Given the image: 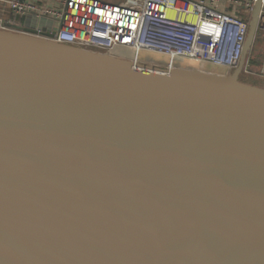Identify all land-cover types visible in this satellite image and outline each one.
<instances>
[{"label": "water", "instance_id": "obj_1", "mask_svg": "<svg viewBox=\"0 0 264 264\" xmlns=\"http://www.w3.org/2000/svg\"><path fill=\"white\" fill-rule=\"evenodd\" d=\"M259 14L229 76L0 30V264H264Z\"/></svg>", "mask_w": 264, "mask_h": 264}, {"label": "built area", "instance_id": "obj_2", "mask_svg": "<svg viewBox=\"0 0 264 264\" xmlns=\"http://www.w3.org/2000/svg\"><path fill=\"white\" fill-rule=\"evenodd\" d=\"M258 7L256 36H261L264 0H0V30L14 32L16 19L35 17L53 26L28 35L56 44L108 55L124 47L137 56L148 51L233 72L241 67L248 40L250 20L245 17L252 18ZM5 13L10 21L3 20ZM254 43L246 73L251 72ZM261 73L264 77V67Z\"/></svg>", "mask_w": 264, "mask_h": 264}, {"label": "rangeland", "instance_id": "obj_3", "mask_svg": "<svg viewBox=\"0 0 264 264\" xmlns=\"http://www.w3.org/2000/svg\"><path fill=\"white\" fill-rule=\"evenodd\" d=\"M2 18L4 21H10L11 16L9 14L5 13V16H2ZM249 20H250V24H251L253 21V17L251 18L249 16H246L245 21H249ZM254 41H255L254 50H253V54L250 57L252 59L251 68H250L251 72L250 73L245 72L246 63H247L249 56H250V54L248 53V55L246 56V59H245V63L239 71L240 73H239L238 78L257 82V83H263L264 77H262L261 71L264 67V34L261 36H259V35L256 36V39ZM111 54L114 56H118V57H122L124 59L130 60V59L134 58L135 53L133 50H131L129 48L117 47L113 50V52ZM140 60L142 62H149L150 61V62H153L155 64H166V63H168L169 58L167 56L161 55L159 53L142 51L140 53ZM176 63H184L185 65H188V66H194L200 70L208 71V73H211V74H219V75L229 76V75H234L236 73V71L230 72L224 67L214 66V65L209 64V63H199V62H195V61H190V60L184 59V58H177Z\"/></svg>", "mask_w": 264, "mask_h": 264}, {"label": "bare ground", "instance_id": "obj_4", "mask_svg": "<svg viewBox=\"0 0 264 264\" xmlns=\"http://www.w3.org/2000/svg\"><path fill=\"white\" fill-rule=\"evenodd\" d=\"M111 56L115 57V58H119V59H122V60H127V59H124L122 57H118V56H114L111 54ZM128 61H131V62H134V63H139L141 62L140 60V56H137L136 54H134V58L133 59H128ZM149 65L151 66H155V65H159L161 66L162 68H165L167 67L168 69H171V70H179V71H201V72H206L208 73V71H203V70H200L194 66H188V65H185L184 63H176V60L174 61H171L169 59L168 63L166 64H155L153 62H147ZM225 71V70H224ZM215 73V72H214ZM208 74H211V73H208ZM215 75H219V74H215ZM220 76H225V75H220Z\"/></svg>", "mask_w": 264, "mask_h": 264}, {"label": "crops", "instance_id": "obj_5", "mask_svg": "<svg viewBox=\"0 0 264 264\" xmlns=\"http://www.w3.org/2000/svg\"><path fill=\"white\" fill-rule=\"evenodd\" d=\"M104 2H108V3H112L115 2L116 0H101ZM111 1V2H110ZM15 23L18 26H24V24L26 23L27 27H30V25L34 28V29H50L53 26V22L52 21H47V20H37L35 17H25V18H18L15 20Z\"/></svg>", "mask_w": 264, "mask_h": 264}, {"label": "flooded vegetation", "instance_id": "obj_6", "mask_svg": "<svg viewBox=\"0 0 264 264\" xmlns=\"http://www.w3.org/2000/svg\"><path fill=\"white\" fill-rule=\"evenodd\" d=\"M30 30H35L31 25H30V27H28Z\"/></svg>", "mask_w": 264, "mask_h": 264}]
</instances>
